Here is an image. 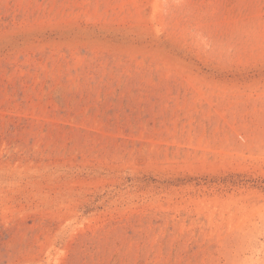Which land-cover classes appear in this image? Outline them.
<instances>
[{
	"label": "rangeland",
	"instance_id": "rangeland-1",
	"mask_svg": "<svg viewBox=\"0 0 264 264\" xmlns=\"http://www.w3.org/2000/svg\"><path fill=\"white\" fill-rule=\"evenodd\" d=\"M0 264H264V0H0Z\"/></svg>",
	"mask_w": 264,
	"mask_h": 264
}]
</instances>
